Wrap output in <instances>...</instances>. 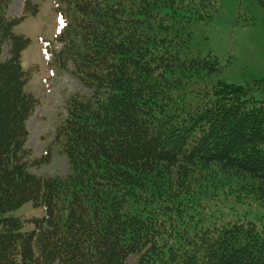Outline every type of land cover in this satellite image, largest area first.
Returning <instances> with one entry per match:
<instances>
[{
  "label": "trees",
  "instance_id": "1",
  "mask_svg": "<svg viewBox=\"0 0 264 264\" xmlns=\"http://www.w3.org/2000/svg\"><path fill=\"white\" fill-rule=\"evenodd\" d=\"M12 1L0 0V264H264V214H217L216 184L203 181L243 179L239 202L264 212V101L253 95L264 81L219 79L195 37L219 0L54 1L66 22L55 62L91 94L67 99L54 142L69 171L45 177L30 169L52 152L27 147L40 103L23 66L30 39L15 33L38 7L25 0L11 18ZM27 203L44 216L9 215Z\"/></svg>",
  "mask_w": 264,
  "mask_h": 264
},
{
  "label": "rangeland",
  "instance_id": "2",
  "mask_svg": "<svg viewBox=\"0 0 264 264\" xmlns=\"http://www.w3.org/2000/svg\"><path fill=\"white\" fill-rule=\"evenodd\" d=\"M54 1L32 0L38 13L29 15L15 27V33L30 39V45L23 52V66L30 75L27 91L40 100L27 124V147L33 158L42 157L48 150L52 152L50 163L33 165L30 169L33 174L44 177L68 173L67 157L54 142L55 130L66 116L67 99L73 94H91V90L85 89L69 72L59 69L55 62L53 52L60 49L55 37L62 23L54 12ZM24 3L25 0L12 1L11 18L22 16ZM194 31L199 48L217 57L222 68L219 79L250 87L257 86L255 82L264 81V9L257 0H219L215 18L209 23H196ZM253 95L257 101H264V91L255 90ZM209 167L207 171L213 175L214 169ZM207 179L213 182L211 186L216 184L215 199L218 198L221 210H217V214L231 212L237 206L253 215L264 214L261 204L255 201L251 200V205L239 202L238 187L243 179L220 174L203 178V181ZM9 215L24 220L39 219L44 216V209L27 203ZM33 227L26 225L25 230ZM129 263L134 264L135 259L131 258Z\"/></svg>",
  "mask_w": 264,
  "mask_h": 264
}]
</instances>
